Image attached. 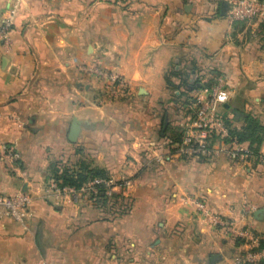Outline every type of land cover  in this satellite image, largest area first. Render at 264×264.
Wrapping results in <instances>:
<instances>
[{"label": "crops", "instance_id": "obj_1", "mask_svg": "<svg viewBox=\"0 0 264 264\" xmlns=\"http://www.w3.org/2000/svg\"><path fill=\"white\" fill-rule=\"evenodd\" d=\"M235 21L227 0H0V194L32 198L24 222L0 217V264H226L257 248L264 164L176 152L218 76L232 91L221 114L240 97L264 124V19ZM82 64L124 77V96ZM82 160L130 186L105 203L56 198L51 163Z\"/></svg>", "mask_w": 264, "mask_h": 264}, {"label": "built area", "instance_id": "obj_2", "mask_svg": "<svg viewBox=\"0 0 264 264\" xmlns=\"http://www.w3.org/2000/svg\"><path fill=\"white\" fill-rule=\"evenodd\" d=\"M230 8V15L233 20H246L259 17L264 19V0H227ZM2 37L6 38L4 28L0 29ZM80 70L88 76L95 77L104 82L107 86L108 97L124 95L129 84L120 74L113 72L99 64H82ZM232 91L227 87L223 77L216 78L215 85L206 93L199 94L193 102L194 116L189 125L183 131L181 141L176 145V152L180 156L197 158H216L222 152L227 153L231 160L249 158V147H244L242 143L233 140L227 142L224 138L229 137L228 127L222 119L221 109L228 103ZM213 135L216 138H213ZM259 161L264 164V155L260 154ZM128 179H115L113 176L108 178H94L86 182L80 189L66 186L60 188L57 182L52 180L49 186L50 193L56 198L64 197L65 194L72 195L76 200L79 197L97 199L99 193L98 186H103L106 198H114L121 194L130 186ZM94 197V198H93ZM32 198L24 191L14 194H0V217H10L19 222H24L30 214ZM199 207L205 215H211L202 203ZM212 217L214 215H211ZM215 221L228 234L235 237L257 239L247 230L236 228L233 221L214 216ZM258 240V239H257ZM249 249L247 252L238 255L233 262L226 264H247L256 262L259 252ZM263 253V252H260Z\"/></svg>", "mask_w": 264, "mask_h": 264}, {"label": "trees", "instance_id": "obj_3", "mask_svg": "<svg viewBox=\"0 0 264 264\" xmlns=\"http://www.w3.org/2000/svg\"><path fill=\"white\" fill-rule=\"evenodd\" d=\"M240 20H236L238 23ZM173 74H176L173 71ZM168 80H170V76H167ZM213 84H209L207 86L213 87ZM194 101V100H193ZM234 105V104H233ZM232 105L231 114L232 117H229V109L225 110V113L222 114V119L224 124L228 127L229 137L224 138L225 141L230 142L236 140L240 143L248 142L249 145V158L254 157L259 161L260 157V147L264 140V124L259 120V118L255 117L245 109V101L236 97L235 105ZM224 108V107H223ZM194 113V109L192 110ZM192 113V116L194 114ZM235 122H241V127H236ZM183 134V130L179 132V138L177 141H181V137ZM216 138L213 135V138ZM110 175L108 172L99 167H91V165L86 162V160L79 161L74 166H58L56 161L51 163V173L50 178L57 182L58 187L64 188L66 186L73 187L75 189H80L86 182L90 181L94 178H108ZM99 193L96 195L97 199L95 200H103L105 203V195H104V187L98 186ZM116 196V195H115ZM94 198V197H93ZM94 201V199H92ZM239 239V238H237ZM264 249V237H259L257 248H253V251H258ZM247 264H264V259L259 262L247 263Z\"/></svg>", "mask_w": 264, "mask_h": 264}, {"label": "water", "instance_id": "obj_4", "mask_svg": "<svg viewBox=\"0 0 264 264\" xmlns=\"http://www.w3.org/2000/svg\"><path fill=\"white\" fill-rule=\"evenodd\" d=\"M189 5H187L188 7ZM229 106L227 103L224 104V107ZM84 120L83 119H79L77 117H73L72 119V123L70 126V130L68 133V138L71 142H76L79 135L81 134V130H82V124H83ZM254 216L256 218H262L264 216V208L258 209L255 211Z\"/></svg>", "mask_w": 264, "mask_h": 264}, {"label": "rangeland", "instance_id": "obj_5", "mask_svg": "<svg viewBox=\"0 0 264 264\" xmlns=\"http://www.w3.org/2000/svg\"><path fill=\"white\" fill-rule=\"evenodd\" d=\"M123 96H124V95H118V96H116V97H112V98H109V99H115V100H116V99H121V97H123ZM126 189H127V188H126ZM70 197L72 198V200H75L74 197H73L72 195H70ZM78 200H80V201H87V200H89V199H88V197H87V198H86V197H79ZM116 200H117V202L121 203V201H122L123 199H122V197H119V198L117 197ZM110 204H111V203H110Z\"/></svg>", "mask_w": 264, "mask_h": 264}]
</instances>
